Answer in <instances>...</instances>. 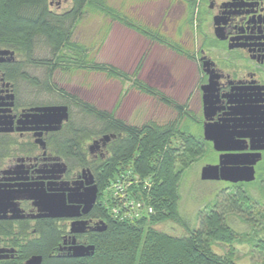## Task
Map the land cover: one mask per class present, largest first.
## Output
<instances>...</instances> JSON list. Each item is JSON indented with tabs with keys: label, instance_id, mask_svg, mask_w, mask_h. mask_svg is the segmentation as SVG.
I'll use <instances>...</instances> for the list:
<instances>
[{
	"label": "flooded vegetation",
	"instance_id": "obj_1",
	"mask_svg": "<svg viewBox=\"0 0 264 264\" xmlns=\"http://www.w3.org/2000/svg\"><path fill=\"white\" fill-rule=\"evenodd\" d=\"M66 1L49 5L59 7ZM194 3L197 18L199 6L203 7L205 39L196 49L178 47L176 53L194 66L198 115L181 105L200 126L199 140L214 151V164L224 154L252 161L254 180L221 182L248 188L264 184V0ZM194 25L199 29L201 24ZM52 63L49 68L32 64L9 44V38H0V264H32L33 256L41 257L40 264L75 258V247L92 245V237L108 227L104 169L123 132L109 119L76 122L56 78L60 63L57 66L56 59ZM43 68L41 75L34 73ZM70 91L64 92L71 96L87 92L77 87ZM205 96L213 103L206 110ZM62 106L67 107L68 118L61 121ZM114 116L124 122L115 112ZM208 122L222 126L233 140L227 146L237 149L214 150L204 138ZM258 188L264 193L263 186Z\"/></svg>",
	"mask_w": 264,
	"mask_h": 264
},
{
	"label": "trees",
	"instance_id": "obj_2",
	"mask_svg": "<svg viewBox=\"0 0 264 264\" xmlns=\"http://www.w3.org/2000/svg\"><path fill=\"white\" fill-rule=\"evenodd\" d=\"M194 1L188 3V20L194 17ZM86 8L93 14L101 13L110 21L120 22V13L109 6L106 0H73L70 10L63 14L53 12L48 0H0V38H9V44L16 51L23 52L29 62L35 65L49 68L56 59V65L60 63L61 71L92 68V71L104 72L108 78L127 77L126 73L112 65L93 62L88 66L87 61L90 59L87 47L71 40V30L80 21L82 14L86 13ZM136 30L147 39L161 42L180 53L178 47L158 39L155 32L152 34L146 31L148 29L140 27ZM104 33L102 43L108 32ZM39 38H43L49 46V59L33 57L36 40ZM65 49L67 52H64ZM143 61L142 55L132 73L137 80L134 81L135 87L149 96L160 95L164 104L172 106L181 114V118L186 117L185 106L162 97L157 89L136 78ZM74 103L83 115L91 116L95 121L109 119L111 123L120 124L123 132L121 141L104 169L103 187H108L126 170H132L141 180L151 184L149 188L143 189L141 195L146 204L152 206L153 212L133 221L120 220L114 215V204L108 203V227L92 237L93 254L52 258L46 264H238L231 256L232 248L223 257L213 252L211 245L218 242L231 246L233 243L242 244L257 238V246L264 251V243L258 237L257 230L252 229V235L247 232L237 233L226 221V212L220 209L223 204L216 199L213 203L206 202L198 211L196 228L183 220L180 188L184 171L205 154L209 143L199 140V136L194 133L187 136V132L181 131L178 123L173 121L163 125L153 121L139 126L128 125L115 118L113 110H99L88 102ZM227 185L229 188L236 187ZM228 195L234 208H250V198L244 194L237 195L235 192ZM168 221L184 227V235L175 236L157 228Z\"/></svg>",
	"mask_w": 264,
	"mask_h": 264
},
{
	"label": "rangeland",
	"instance_id": "obj_3",
	"mask_svg": "<svg viewBox=\"0 0 264 264\" xmlns=\"http://www.w3.org/2000/svg\"><path fill=\"white\" fill-rule=\"evenodd\" d=\"M72 1L61 2L59 7L52 4L50 9L55 13L63 14L70 10ZM106 2L120 13V22L110 21L107 16L101 13L93 14L89 8H86V13L82 14L80 21L71 30V40L87 47L88 59H90L87 61L88 66H91L93 62L112 65L126 73L127 77L108 78L104 72L92 71V68L57 73L56 78L63 89L71 92L70 87H77L87 91L86 94L77 93L75 97H69L71 94L63 90L66 100L69 99L72 105V118L79 123L93 122L94 119L91 116L82 115L79 112L80 108L74 103L88 102L99 110L113 109L115 115L123 118L128 125L139 126L148 121L163 125L173 121L178 123L181 131L194 133L201 138L200 126L192 121L194 118L187 119V116L181 118V114H178L172 106L160 100V95L149 96L141 93L134 85L136 79L132 73L139 61L138 55L140 58L143 55V69L136 78L147 85L154 86L162 97L176 100L179 104L184 103L191 113L198 115L194 66L184 62L183 57L172 53L173 50L171 51L161 42L157 43L148 39L141 44L137 38V33H140L136 29L140 27L148 29L146 31L152 34L155 32L158 39L184 51L192 49V45L196 49L199 42L205 39L202 33L204 19L202 5L198 8V18L194 10V17L188 20L189 10L185 9L188 6L187 0H106ZM197 21L201 24L199 29L194 25ZM113 22H119L125 28L116 25L119 28L112 29ZM106 31L108 33L104 41L108 40L103 44L102 38ZM138 48L141 51L140 54L137 53ZM64 52H67V49ZM33 57L50 58L49 46L43 38L36 40ZM43 70L44 68L37 69L34 73L41 75ZM215 160L214 151L209 145L205 154L199 156L184 171L180 188V210L183 220L196 228L198 211L205 206L206 202L213 203L216 199L223 204L220 209L226 212V221L237 233L247 232L252 235V229L257 230L258 237L264 243V193L258 188L264 187V184H257L250 188L246 186L229 188L225 182L202 180L200 178L202 166L214 164ZM235 192L237 195L242 193L250 198V208L244 207L240 210L231 205L228 194ZM157 228L175 236H182L185 233L184 227L170 221L161 223ZM258 239L242 244L233 243L231 246L217 242L211 245V250L225 257L232 248L231 256L236 263L264 264V251L257 246Z\"/></svg>",
	"mask_w": 264,
	"mask_h": 264
},
{
	"label": "water",
	"instance_id": "obj_4",
	"mask_svg": "<svg viewBox=\"0 0 264 264\" xmlns=\"http://www.w3.org/2000/svg\"><path fill=\"white\" fill-rule=\"evenodd\" d=\"M211 86L207 85V87ZM203 89L206 91V88ZM204 109L206 110V105H209V108L212 107L211 97L206 99L204 97ZM60 112L58 115V120H66L68 118L67 107L62 106L58 108ZM221 129L223 127L215 123H206L204 127V138L207 141L212 143L213 149L216 151H229L237 149L236 146H227L229 142H233L230 137L225 134ZM243 155L235 154H224L220 156L218 164H206L202 166L200 170V178L202 180H215V181H227V182H250L254 180V171L251 166L252 161L243 159ZM243 164V165H242ZM95 191L93 188L90 193L91 202L95 199ZM94 246H77L74 248L73 256H87L93 254ZM41 257L33 256L29 262L32 264H40Z\"/></svg>",
	"mask_w": 264,
	"mask_h": 264
},
{
	"label": "built area",
	"instance_id": "obj_5",
	"mask_svg": "<svg viewBox=\"0 0 264 264\" xmlns=\"http://www.w3.org/2000/svg\"><path fill=\"white\" fill-rule=\"evenodd\" d=\"M150 185L147 180H141L132 170H126L120 177H117L108 186V201L114 204L115 217L120 220L133 221L152 213V206L146 204L141 195L143 189L149 188Z\"/></svg>",
	"mask_w": 264,
	"mask_h": 264
},
{
	"label": "crops",
	"instance_id": "obj_6",
	"mask_svg": "<svg viewBox=\"0 0 264 264\" xmlns=\"http://www.w3.org/2000/svg\"><path fill=\"white\" fill-rule=\"evenodd\" d=\"M116 25H118L119 27H121V26L124 27V26H123L121 23H119V22H118V23L113 22V27H112V29L115 28V27H116V28H119V27H117ZM124 28H125V27H124ZM134 34H135V32H134ZM135 35H136V34H135ZM135 37H136V36H135ZM137 38H138V40L141 42V44H143L144 41H147V40H148L146 37H144L143 35L138 34V33H137ZM107 40H108V39H107ZM107 40H106V41H107ZM106 41H104V42L106 43ZM103 44H104V43H103ZM170 50H171V49H170ZM138 51H139V52H138ZM171 51H172V50H171ZM140 52H141V51H140L139 48H138L137 53L140 54ZM172 53L177 54L175 51H172ZM177 55H178V54H177ZM179 56H180V57H183V58L185 59V60H183L184 62H186V63L188 62V60H187L184 56H182V55H179ZM138 58H140L139 55H138ZM138 58H137V60H138ZM184 62H183V63H184Z\"/></svg>",
	"mask_w": 264,
	"mask_h": 264
}]
</instances>
